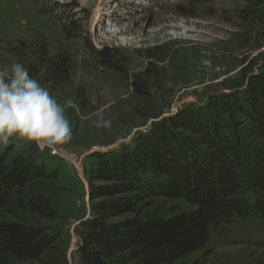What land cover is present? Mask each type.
I'll list each match as a JSON object with an SVG mask.
<instances>
[{"label": "rangeland", "instance_id": "obj_1", "mask_svg": "<svg viewBox=\"0 0 264 264\" xmlns=\"http://www.w3.org/2000/svg\"><path fill=\"white\" fill-rule=\"evenodd\" d=\"M62 52L69 56L67 77L51 87L38 57L45 62ZM13 63L27 72L36 67L30 78L58 103L71 98L77 105L66 112L68 143L41 151L13 138L0 145V154L23 152L56 168L57 179L45 181L41 191L58 216L40 223L67 241L65 264H80V222L93 202L114 198L90 199L91 184H110L89 178L94 155L118 151L178 110L243 92L264 68V0H0V70ZM100 110L113 121L108 129L92 126V114ZM150 202L137 208L187 209L183 200ZM222 226L205 250L178 263L264 264V220Z\"/></svg>", "mask_w": 264, "mask_h": 264}, {"label": "trees", "instance_id": "obj_2", "mask_svg": "<svg viewBox=\"0 0 264 264\" xmlns=\"http://www.w3.org/2000/svg\"><path fill=\"white\" fill-rule=\"evenodd\" d=\"M40 51L47 53L43 46ZM38 58L51 87L66 80L67 53ZM36 70L28 67L30 75ZM94 157L89 178L110 184H91L90 199L114 198L93 202L80 222V264H179L205 250L212 233L225 231L222 225L264 220V68L243 92L178 110L118 151ZM39 160L0 154V264L67 261L62 233L40 223L58 216L41 191L58 174ZM155 199L183 200L187 209L142 213Z\"/></svg>", "mask_w": 264, "mask_h": 264}, {"label": "clouds", "instance_id": "obj_3", "mask_svg": "<svg viewBox=\"0 0 264 264\" xmlns=\"http://www.w3.org/2000/svg\"><path fill=\"white\" fill-rule=\"evenodd\" d=\"M67 109H77L74 100L58 103L38 80L29 77L23 64L0 70V145L7 146L15 138L43 151L68 143L72 129ZM92 115V126L111 127L113 121L103 110Z\"/></svg>", "mask_w": 264, "mask_h": 264}]
</instances>
